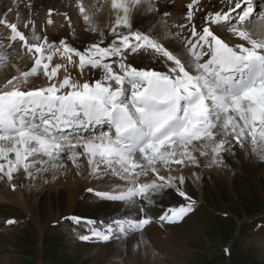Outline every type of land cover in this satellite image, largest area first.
I'll return each instance as SVG.
<instances>
[{"label":"snow or ice","instance_id":"6c2138e0","mask_svg":"<svg viewBox=\"0 0 264 264\" xmlns=\"http://www.w3.org/2000/svg\"><path fill=\"white\" fill-rule=\"evenodd\" d=\"M158 3L113 0L114 38L106 45L104 32L81 7L88 30L101 37L82 50L67 38L49 41L52 9L39 28L34 13L23 21L19 13L16 22L0 20L9 30L2 38L9 43L0 48V67L13 58L15 44L30 62L27 70L13 66L11 78L0 77V173L8 180L21 171L29 179L41 173L55 179L66 161L82 170L83 158L87 174L100 181V190L87 192L124 211L107 224L87 221L92 227L78 237L82 241H122L135 233L142 239L153 223L181 222L196 205L184 187V170L198 169L202 159L204 167L226 168L224 155L239 147L264 161V10L252 0H223L219 10L205 13L198 30L199 0H192L188 23L178 25L190 35L170 50L164 33L132 29L137 7L166 19L169 14H161ZM140 54L155 57L163 70L136 65ZM57 57L63 63H54ZM70 68L81 75L95 71L98 78L74 80ZM41 76L46 83L36 86L33 80ZM201 179L192 174L193 183ZM169 192L187 203L153 215Z\"/></svg>","mask_w":264,"mask_h":264},{"label":"rangeland","instance_id":"374dc122","mask_svg":"<svg viewBox=\"0 0 264 264\" xmlns=\"http://www.w3.org/2000/svg\"><path fill=\"white\" fill-rule=\"evenodd\" d=\"M103 1L96 5L97 10L104 6L101 5ZM34 2L36 5H31L34 10L42 7L48 10L54 6L61 12L64 6L62 0H22L17 3L18 7L30 8L29 5ZM177 4L180 5L183 2L177 1L173 5ZM77 8V6H72L66 10L74 14L77 12ZM5 9L9 11L8 13L13 11V8H7V6ZM64 13H59L60 23L55 24L59 27L56 30V35L61 34L62 37L70 30L63 29L66 22L63 17ZM82 20L79 18L76 22L80 24L77 29L82 27L86 30L81 29L66 36L68 42L77 48L89 46L93 43L92 38L97 40V36H94L86 28V21ZM114 21L113 19L106 24V26L109 24L107 27L100 26L99 29L104 31L110 26V23L111 27L114 26ZM117 30L120 31L119 28ZM109 42L110 40L106 44ZM141 58L138 57L143 62L151 59L146 54H143ZM246 152L248 153L247 160H253L255 154L251 152L250 148ZM69 169L63 173L70 172L74 179L80 181L81 174H75L72 167ZM251 171L252 167L248 165L245 173L243 172L241 176L243 180L238 182L236 189H231L232 187L227 183L211 189L189 217H186L180 224H169L168 226H171L172 229L167 228L166 234L163 236L153 233L142 239L136 237L133 243L130 241L128 243L125 240L122 245H115L116 250L110 254L107 248H103L104 253H108L104 264H146L144 260L139 259V255L147 247L157 256L159 254L160 258L166 253L165 258H168V264H264V228L256 229V223H264V213L261 214L264 212V176L256 177ZM61 173H57L56 180L61 177ZM247 173L249 176L246 177ZM40 175L52 176L51 173ZM235 175L239 176L237 172ZM39 178L40 176L29 179L21 171L14 174L12 180H8L0 173V229H3L0 230V264H94V258L102 248L99 244L102 243L95 239L82 241L78 239L77 235H72L69 230H60L61 226L56 222L59 219L54 221L57 223L56 225H52L54 222L44 223V228H40L32 217L36 214L42 224L45 222L48 206L41 204V211H39L40 200L48 192H53L50 179L47 180V183L43 182L49 185L46 189L44 185L37 187L36 180ZM12 184L16 185L15 190L12 189ZM64 207L65 204L62 208ZM66 211L67 209L62 213ZM76 212L79 215L85 213L82 216L88 218V221H96L94 218H89L84 210L80 209ZM9 215L19 219L20 223L17 227H13L14 230L8 228V224L4 223ZM111 219L113 218L103 219L99 223H109ZM71 226L72 224L69 225V227ZM75 231L79 233L78 227ZM163 243L164 246H162ZM86 245L98 248H94V252L90 254L88 250L92 248H87ZM164 247L166 250H163ZM114 253L115 255H113Z\"/></svg>","mask_w":264,"mask_h":264},{"label":"bare ground","instance_id":"6f19581e","mask_svg":"<svg viewBox=\"0 0 264 264\" xmlns=\"http://www.w3.org/2000/svg\"><path fill=\"white\" fill-rule=\"evenodd\" d=\"M80 3L84 2V0H78ZM94 2L93 6L87 7L85 5H82L85 10L87 11L88 15L93 18L94 23L96 25H106L108 22H111L113 19L116 21V16L117 12L116 10L112 7L113 0H107V3L102 6L101 9L97 10L98 5L100 1L103 0H92ZM170 0H159L158 7L160 9V13H168V17L165 19L163 15L157 16L156 14H148L144 13L140 7H137L133 12L131 16V24H132V29L143 31L146 33H150L153 36L159 35L161 33H164L165 36L167 37L164 39V43L166 46H171L173 48H178L180 45V42L182 39L187 38L190 35L189 29H180L178 25L181 24H187L188 21L186 19L187 16V6L192 3V0H178L181 3L186 2L187 4H180V5H171L169 3ZM79 6V4H78ZM223 6V0H199V11L196 12V15L194 17V22L198 26L202 23V18L205 15L206 12L208 11H216L219 10ZM1 7V6H0ZM13 8V11L8 13L7 11V16H3L0 12V20H4L5 18L8 21L11 22H16L17 21V12L16 9ZM3 10V8H2ZM225 10H227L225 8ZM4 11V10H3ZM35 16L37 17V26L43 27V21L46 18V15L44 12H34ZM23 20H26L28 16H20ZM63 17L66 19L64 28L65 30L69 29H77L79 27V23H76L79 18L82 19L81 13L75 12L69 13L68 10L63 14ZM68 18L71 19V23H69ZM51 19L54 21L53 24L47 25V35L49 38V41H54L55 40V35H56V30L59 29L56 25L60 23V17L59 13L56 11H53V14L51 16ZM83 21V20H82ZM133 22L136 24V27L133 26ZM56 24V25H55ZM165 25H167V30H165ZM85 27V26H84ZM107 27V26H106ZM135 27V28H134ZM24 30V29H22ZM177 33L179 35L177 36ZM222 35V38L227 39V37L223 34V32L218 33ZM0 35L2 36H7L9 35V30L7 29L6 26L0 25ZM57 42V41H56ZM111 42V41H110ZM109 42V43H110ZM235 42H240L236 40ZM9 42L6 39H3L0 43V48H3L5 45H7ZM20 47L19 44L13 45V50H12V59H9L7 61L6 66L0 67V77L7 76L8 78H11L9 73L15 74V67H19L21 70H27L26 66L30 63L27 56H24V53L22 50H18ZM23 56L22 61H18L16 58ZM143 56V54L137 55L135 57V62L139 63L141 67L145 68H156L157 70H163L161 64L159 61L151 56L150 54H146L147 57L149 58V61H141L138 59ZM142 59V58H141ZM143 60V59H142ZM54 63L60 62L63 63L62 60H60L58 57L54 58ZM71 76L74 80L78 79L81 82L86 81V80H93L98 78V73L95 71H90L88 69H85L84 73L81 75L76 68H70L69 69ZM61 77L64 75L63 70H61L60 73ZM33 82L35 83L36 86H41L46 83L45 79L41 76L39 78H34ZM247 152L244 150L239 149L238 147L234 149V154L224 155V160L227 162V167L226 168H221V167H211L207 168L204 167L203 164L204 162L201 161V166L197 169L194 167H190L188 169L184 170V175L188 177V180L186 181L185 184V189L187 190L188 194L192 196L193 199L196 201V205L202 202L207 194H209V191L211 189H214L216 187H221L223 183H227V185L231 186V189H236V186L238 182L241 180V176L243 175V172L245 173L246 167L249 165L252 167L251 173L255 175L256 177L264 176V161H261L257 158L256 155H254L253 160H247ZM203 160V159H202ZM81 164V169L78 170L75 165H73L70 161L65 162V167L64 169L59 170L58 172L61 173V177L58 178V180L53 179L52 176H41L39 180L37 181V187H40L41 185H44V188L46 189L49 185L44 184L43 182L45 180H51V184L53 187V192H48L46 196L40 200V208L39 211H41V204L48 206V212L45 217V222H43L41 219L34 214L32 216L38 226L40 228H44V223L49 224L51 222H54L56 219H62V225L65 224V228H69V225L72 224V220L67 218V215L70 214H75L76 211L84 210L87 212V216L89 218H94L96 219L97 226H99L102 222L103 219H109V218H117L121 214H123V208H119L118 205L116 204H108V203H103L100 201H97L94 199L93 196H91L88 192V188H93L95 190H100V181L95 180L94 178L88 176L87 174V168L88 165L87 163L81 158L79 161ZM69 167L74 168V173H79L81 174L80 181L77 180L76 178L72 176V174L69 172L68 174L63 173L66 172ZM71 170V169H69ZM79 171V172H78ZM236 172L239 174V176H236ZM198 173L202 179L199 181H196L195 183L192 182V174ZM42 174V173H41ZM46 174V173H45ZM251 174V175H252ZM60 175V174H59ZM74 175V174H73ZM252 175V177H253ZM249 176L248 173L246 174V177ZM95 180V181H94ZM35 181V180H34ZM83 193V194H82ZM211 193V192H210ZM83 195V196H82ZM82 196V197H81ZM81 197V198H80ZM187 201H185L183 198L179 197L176 195L174 192H169L167 195L163 197V203L158 204L156 208L153 209L152 214L153 215H158L161 213L162 209H166L167 207L171 206H179L186 204ZM65 204V207L62 208V206ZM195 205V206H196ZM67 209L66 212H63V210ZM11 212V211H8ZM79 213V212H78ZM32 215V214H31ZM13 215H9L10 217ZM57 221V220H56ZM88 221V218L83 217L81 219V223L78 225V230L80 235H85L89 234V230L92 227V225H86ZM16 224L13 225H7L8 228H13L18 226V222H15ZM18 223V224H17ZM6 224V223H5ZM104 224H107L106 222ZM169 224L165 223L163 227L160 226L159 223H153L152 225L146 227L143 231V237H148L149 235H152L153 233L157 236H163L166 234V229H172L171 226H168ZM171 225V224H170ZM6 227V226H5ZM3 228V227H2ZM15 228H13L14 230ZM82 230V231H81ZM139 237L141 239V234L140 233H135L132 236H129L126 241H130V243H133L135 238ZM142 237V238H143ZM264 237V236H263ZM133 238V240H132ZM260 238V237H259ZM258 240V239H257ZM262 240V239H261ZM264 240V239H263ZM262 240V241H263ZM123 241H110L107 243L99 244L100 247L102 248L98 251L99 254L97 255L96 258H94V264H104L105 262V257L106 255L111 252H114L115 245H122ZM157 245V244H156ZM87 248H92L89 245H86ZM164 246V243L163 245ZM167 246V245H166ZM99 247V248H100ZM144 247V246H143ZM147 247V246H146ZM175 247V246H174ZM94 248L98 247H93L92 249H89L88 251L90 254L94 252ZM103 248L108 249V253H104L102 250ZM163 248V247H162ZM160 248V249H162ZM159 249V250H160ZM163 250H166V247H164ZM149 252V253H148ZM158 253V252H157ZM166 254V253H165ZM162 255L163 257L160 258L156 255V253L147 248L143 249L142 252L139 255V259L141 261L144 260L146 264L151 263V264H168V258H165L166 255ZM115 255V253L113 254ZM164 262V263H163ZM167 262V263H166Z\"/></svg>","mask_w":264,"mask_h":264}]
</instances>
